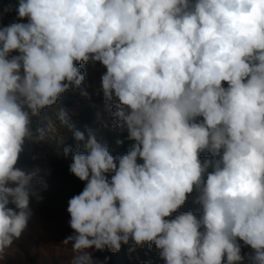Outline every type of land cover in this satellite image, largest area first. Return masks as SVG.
<instances>
[{"label":"clouds","instance_id":"obj_1","mask_svg":"<svg viewBox=\"0 0 264 264\" xmlns=\"http://www.w3.org/2000/svg\"><path fill=\"white\" fill-rule=\"evenodd\" d=\"M0 259L41 201L44 169L18 166L46 140L42 112L99 63L103 111L133 142L113 156L72 134L70 264L131 244L164 264H264V0H16L0 11ZM117 145L123 143L116 141ZM110 176V178H109ZM199 213L179 212L189 196ZM242 242V243H241ZM243 246L251 252L242 255Z\"/></svg>","mask_w":264,"mask_h":264},{"label":"rangeland","instance_id":"obj_2","mask_svg":"<svg viewBox=\"0 0 264 264\" xmlns=\"http://www.w3.org/2000/svg\"><path fill=\"white\" fill-rule=\"evenodd\" d=\"M86 71L87 76L83 82L85 90L89 94V98L85 99L80 95L79 90L70 89L64 93L57 104L51 108H46L42 112L41 125L46 128V140L38 145H34V151L41 156L43 151L38 149L44 143L56 142L57 154L63 156L61 153L63 146L72 138V134L68 129L60 124L54 113L60 107L69 110V116L77 124L80 109L84 107H93L100 111L102 120L111 124V118L103 111V100L101 92V75L106 69L99 63H89L81 65ZM96 111V112H97ZM89 128L98 131V139L107 143L111 154L117 152L121 147H126L127 150L133 142L126 139L127 133L120 132L112 127H104L103 124L97 120ZM122 140L123 143L117 145L116 141ZM76 142L74 141V144ZM123 155V154H117ZM67 163H72L71 154L64 156ZM18 166L24 169H31L39 167L44 169L41 173L47 188L38 189L43 196L41 201H36L34 198L30 201L33 215L29 220L27 229L22 233L14 244L6 249L3 258L0 259V264H30L26 258L23 247L30 250L31 254L37 260V264H70L74 255L71 242L63 243L64 239L73 234V230L69 226L70 216L67 212L68 201L74 195L76 190L71 187H62L59 183L51 180L50 169L39 165L31 159L27 151L21 155ZM193 211L199 213L198 210L190 208L188 201L182 206L176 214L183 211ZM242 243V242H241ZM93 259L100 262V258L96 250L90 249ZM250 247L243 246L241 249L242 255L250 253ZM123 264H140V262L147 256H151V264H164V261L159 256V250L153 245L149 249L146 245L144 247L136 246L132 248L131 255H125Z\"/></svg>","mask_w":264,"mask_h":264},{"label":"trees","instance_id":"obj_3","mask_svg":"<svg viewBox=\"0 0 264 264\" xmlns=\"http://www.w3.org/2000/svg\"><path fill=\"white\" fill-rule=\"evenodd\" d=\"M97 109L93 107H84L80 109L77 126L81 131H84L86 128L91 127L97 118ZM67 144H73L74 140L71 138ZM64 147V146H63ZM39 151L42 150L43 154L38 156L37 160H34L39 165L47 167L50 169L51 180L55 183H59L62 187H71L76 190V195L79 194L83 188L85 187V182L79 180L77 177L72 175L69 171V166L71 163H67L64 160V155L59 156L57 154L56 142L44 143L42 146L38 147ZM63 149V148H62ZM127 148L121 147L117 152H114L112 155L116 156L117 154H126ZM110 178V176H109ZM188 201V200H187ZM189 204V201H188ZM26 258L29 260L30 264H37V260L31 254L30 250L23 247ZM125 255H131L132 247L131 244L121 246V250L116 253H112L110 251H98V257L100 258V262L105 260V257H108L107 264H123ZM151 256H147L144 258L140 264H151Z\"/></svg>","mask_w":264,"mask_h":264},{"label":"built area","instance_id":"obj_4","mask_svg":"<svg viewBox=\"0 0 264 264\" xmlns=\"http://www.w3.org/2000/svg\"><path fill=\"white\" fill-rule=\"evenodd\" d=\"M16 0H0V11L3 10L5 6H7L9 3H15ZM16 19V13L15 11L9 12L7 14H4L2 17H0V25H7L11 22H13ZM194 196L195 193L189 196L188 201H189V206L191 209L195 210H200L199 205L194 203Z\"/></svg>","mask_w":264,"mask_h":264}]
</instances>
